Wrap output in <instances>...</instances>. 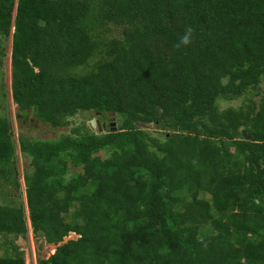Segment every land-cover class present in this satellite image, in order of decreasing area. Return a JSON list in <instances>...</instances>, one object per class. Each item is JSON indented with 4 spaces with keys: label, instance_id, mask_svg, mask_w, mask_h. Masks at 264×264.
I'll use <instances>...</instances> for the list:
<instances>
[{
    "label": "trees",
    "instance_id": "obj_1",
    "mask_svg": "<svg viewBox=\"0 0 264 264\" xmlns=\"http://www.w3.org/2000/svg\"><path fill=\"white\" fill-rule=\"evenodd\" d=\"M0 33V264L29 231L57 245L39 264H264V0H0Z\"/></svg>",
    "mask_w": 264,
    "mask_h": 264
},
{
    "label": "rangeland",
    "instance_id": "obj_2",
    "mask_svg": "<svg viewBox=\"0 0 264 264\" xmlns=\"http://www.w3.org/2000/svg\"><path fill=\"white\" fill-rule=\"evenodd\" d=\"M242 98L221 102V107H227L230 105H238L241 102ZM0 117H6L9 122L11 123L12 130L14 132L15 137L18 136L20 129L18 127L17 121V106L13 102L12 97V37L11 35L6 36L0 33ZM77 120L84 123L85 127L89 130H93L91 126L92 119H100L101 122L104 121L102 117L96 116L92 111H84L79 113L76 116ZM120 118L116 117L115 115L110 117V121H116ZM109 122V121H107ZM93 125V124H92ZM33 125L31 124V127ZM94 126V125H93ZM116 126V125H115ZM152 126V125H151ZM28 127V123L24 125L26 130H31L32 136H41L43 138H56L61 131L65 129H50L47 126H42L40 128H33ZM95 127V131L97 130V126ZM151 128V127H150ZM66 131V130H65ZM155 134L160 135L158 131L154 132ZM18 150V148H17ZM18 156V166L20 169V178L21 182H23V171H33L34 167L30 165L29 160L23 156H21L19 150L17 151ZM82 171L80 167L72 166L68 171V174L65 177L66 181H69L72 177L78 175ZM16 187L10 186H1L0 187V199H6L7 196L11 194H16L18 191L15 190ZM22 196L25 197V187L21 188ZM21 196V197H22ZM15 199L19 202H22V198L15 197ZM16 202V201H15ZM25 202V201H24ZM209 225L203 226L201 228V232L207 233L209 232ZM79 237L78 234L75 232H70L63 241H61L58 245L66 243L68 240L77 239ZM16 244L24 251L26 263L27 264H39L40 259H47L51 254H53L56 250L57 245L53 243H48L43 236L34 237L32 231H29L28 238H19L16 241ZM0 247V254L2 253Z\"/></svg>",
    "mask_w": 264,
    "mask_h": 264
},
{
    "label": "water",
    "instance_id": "obj_3",
    "mask_svg": "<svg viewBox=\"0 0 264 264\" xmlns=\"http://www.w3.org/2000/svg\"><path fill=\"white\" fill-rule=\"evenodd\" d=\"M91 123L94 126H98L100 129H102L103 126H104L100 119H96V120L92 119ZM136 124L138 126H140V127H143V128H150L151 127V124L148 121H144V120H139ZM110 125H111L112 130L121 129L122 125H123V120L119 119V120H116V121H112L110 123ZM244 135H245V137L247 139H253L254 138V135H250V134H248L246 132L244 133Z\"/></svg>",
    "mask_w": 264,
    "mask_h": 264
},
{
    "label": "clouds",
    "instance_id": "obj_4",
    "mask_svg": "<svg viewBox=\"0 0 264 264\" xmlns=\"http://www.w3.org/2000/svg\"><path fill=\"white\" fill-rule=\"evenodd\" d=\"M182 41H183V43L187 44L189 42V37L188 36H184L182 38Z\"/></svg>",
    "mask_w": 264,
    "mask_h": 264
},
{
    "label": "flooded vegetation",
    "instance_id": "obj_5",
    "mask_svg": "<svg viewBox=\"0 0 264 264\" xmlns=\"http://www.w3.org/2000/svg\"><path fill=\"white\" fill-rule=\"evenodd\" d=\"M112 121H110V123H111ZM104 126H106V124H104Z\"/></svg>",
    "mask_w": 264,
    "mask_h": 264
}]
</instances>
